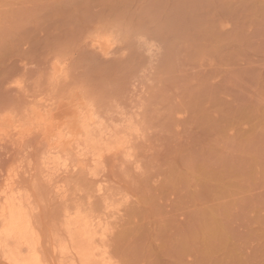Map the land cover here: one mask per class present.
I'll return each mask as SVG.
<instances>
[{
    "label": "rangeland",
    "instance_id": "obj_1",
    "mask_svg": "<svg viewBox=\"0 0 264 264\" xmlns=\"http://www.w3.org/2000/svg\"><path fill=\"white\" fill-rule=\"evenodd\" d=\"M32 255L264 264V0H0V264Z\"/></svg>",
    "mask_w": 264,
    "mask_h": 264
},
{
    "label": "bare ground",
    "instance_id": "obj_2",
    "mask_svg": "<svg viewBox=\"0 0 264 264\" xmlns=\"http://www.w3.org/2000/svg\"><path fill=\"white\" fill-rule=\"evenodd\" d=\"M106 35V34H105ZM109 35V33H107V36ZM112 37V36H111ZM108 38V37H107ZM110 39V38H109ZM111 41V40H110ZM112 42H113V40H112ZM111 43V42H110ZM106 45V44H105ZM112 58H113V56H112ZM111 58V59H112ZM114 60V59H113ZM91 95V94H90ZM90 98H91V96H90ZM42 112V111H41ZM37 114V113H36ZM58 116V115H57ZM57 116L55 115L54 117L55 118H57ZM54 120V119H53ZM46 124H47V122H46ZM59 124V123H58ZM86 124V123H85ZM89 124H90V122H89ZM47 126H49V124H47ZM59 129V128H58ZM57 128H56V130H58ZM60 129H62V127L60 128ZM51 130V129H50ZM58 136H59V134H58ZM61 136V135H60ZM62 137V136H61ZM9 211V213H7L8 215V223H7V228H6V231H7V233H11V234H16L17 236H18V238H25L26 239V237H27V235H28V231H29V225H28V222H27V220H26V217H25V215H24V213L21 211V209H18V208H16V207H10V210H8ZM84 232V231H83ZM30 233V232H29ZM94 235V234H93ZM12 236V235H11ZM16 236V237H17ZM29 236V235H28ZM14 237V236H13ZM89 238H91L92 239V237H91V235H90V237ZM21 239V240H22ZM31 240V238L29 239V241ZM19 242H20V240H19ZM31 242V241H30ZM21 243V242H20ZM92 244H94L93 242H92ZM88 246H89V244H87ZM78 247V246H77ZM86 249L88 250V248H86V245H85V249H82V251H86ZM89 249H90V247H89ZM84 251V252H85ZM94 252V251H93ZM92 252V253H93ZM87 253H88V255H89V253L90 252H86V254H85V256L87 255ZM36 255V254H35ZM82 257L84 256V254L83 255H81ZM84 258V257H83ZM23 261V264H40V262H39V259H38V257L37 256H29V257H26L25 259H23L22 260Z\"/></svg>",
    "mask_w": 264,
    "mask_h": 264
}]
</instances>
